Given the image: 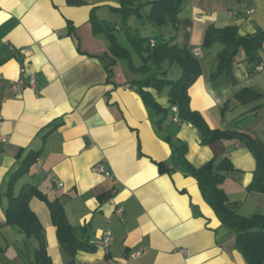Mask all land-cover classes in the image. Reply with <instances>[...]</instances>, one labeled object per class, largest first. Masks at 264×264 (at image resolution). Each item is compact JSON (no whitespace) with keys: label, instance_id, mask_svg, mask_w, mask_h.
Instances as JSON below:
<instances>
[{"label":"crops","instance_id":"1","mask_svg":"<svg viewBox=\"0 0 264 264\" xmlns=\"http://www.w3.org/2000/svg\"><path fill=\"white\" fill-rule=\"evenodd\" d=\"M119 6V0H0V232L9 228L2 257L10 264L34 260L38 240L4 222L11 173L31 150H41L32 174L15 191L26 181L38 184L48 198L60 199L77 238L98 243L79 251L74 264H248L197 179L181 169L161 172L159 164L170 163L172 149L163 138L169 129L174 140L188 144L194 166L231 160L221 184L231 209L264 214V193L248 190L256 158L237 133L264 138V68H257L264 64V47L255 62L241 52L230 75L212 78L223 44L205 45L210 26L235 25L241 35L264 29V0H183L178 29H165L179 45L198 51L202 73L189 90L192 109L211 129L235 133L209 144L191 123L177 124L173 109L159 131L131 85L137 75L125 61L110 65L109 41L94 33L91 18L118 24L121 15L112 8ZM169 68L175 75L176 65ZM28 76L36 79L33 88H11ZM244 88L262 97L242 104L235 95ZM167 90L156 94L165 107ZM97 163L112 178L93 171ZM30 206L44 227L53 264H71L47 203L33 197ZM107 230L113 238L105 249L100 243ZM137 251L141 255L130 258Z\"/></svg>","mask_w":264,"mask_h":264},{"label":"trees","instance_id":"2","mask_svg":"<svg viewBox=\"0 0 264 264\" xmlns=\"http://www.w3.org/2000/svg\"><path fill=\"white\" fill-rule=\"evenodd\" d=\"M119 4V7L112 9L121 15L120 22L117 24L103 21L93 16L91 18L93 31L96 35L104 34L108 39L109 51L113 57L110 65L117 60L125 61L128 70L137 75L131 81V85L141 95L151 116L156 117L154 123L158 130L162 131L169 109L172 110V107L176 105L178 107L177 124L188 122L197 127L201 131L203 144L233 136L234 132L227 133L211 129L201 112L191 107L189 90L202 73L201 63L191 50L179 45L175 41V36L168 35L165 31L167 26L178 29L183 0H148L147 3L137 2V0H119ZM145 6H149L147 18L156 31L151 37L142 35L129 23L133 14L142 16V8ZM215 41L222 43L223 47L215 57L212 78L222 74L230 75L234 64L241 59V52H244L246 60L255 62V53L264 47V29L254 34L241 35L235 25L210 26L206 32L205 45ZM135 56L138 57L139 63L136 62ZM173 65H178L181 69L176 79L170 77L172 74L169 67ZM165 88L168 89V107L163 106L156 96ZM261 97V93L247 88L235 95L242 104L253 102ZM237 133L247 142L257 163L254 178L248 190L264 193V138L252 136L249 133ZM175 135L176 132L169 129H166L163 135L171 146L172 154L170 163L159 164L160 171L181 169L195 177L205 200L213 208L221 223L235 233L236 247L247 263L264 264V214L244 216L231 209L228 206V195L221 187L228 172L233 168L231 160L228 158L219 162L210 160L196 167L187 158L188 144L174 140ZM40 153L41 150H31L10 175L6 191L8 206L4 225H17L26 238L34 237L38 240V246L34 250V260L28 264H53L44 227L30 206L33 197L41 198L49 207L52 221L57 228L59 242L72 257L71 264H74L75 256L79 251H92L95 246L76 237L60 199L48 198L38 184L28 181L21 185L18 192L15 191L17 182L25 175L32 174V167Z\"/></svg>","mask_w":264,"mask_h":264},{"label":"built area","instance_id":"3","mask_svg":"<svg viewBox=\"0 0 264 264\" xmlns=\"http://www.w3.org/2000/svg\"><path fill=\"white\" fill-rule=\"evenodd\" d=\"M195 55L198 54V51L197 50H194L193 52ZM259 70L263 69L264 68V64H260L258 67H257ZM21 72L24 74L26 73V68L25 67H22L21 68ZM36 82V79L33 77V76H28V77H21L19 79H17L16 81L12 82L11 84V88L16 91L19 87H23V86H30L33 88L34 84ZM175 115H174V121H178V107L176 105H174L172 107ZM2 123V119L0 118V124ZM92 170L95 171V172H98V173H102L104 175H106L107 177H110L112 178V172L105 166L104 163H97V164H94L92 166ZM59 186H62V183H59L58 184ZM123 211V209L121 207H118L117 208V212L119 214H121ZM112 232L111 230H107L105 232V236L103 237L102 239V242L100 243V245L103 247V248H108L111 241H112ZM90 244L92 245H96L98 244L95 240H90L89 241ZM141 255V252L140 251H137V252H133L131 255H130V258H136L138 256Z\"/></svg>","mask_w":264,"mask_h":264},{"label":"rangeland","instance_id":"4","mask_svg":"<svg viewBox=\"0 0 264 264\" xmlns=\"http://www.w3.org/2000/svg\"><path fill=\"white\" fill-rule=\"evenodd\" d=\"M137 2H141V3H147L148 2V0H137ZM145 5V4H144ZM147 5V4H146ZM148 10H149V8H145V7H143L142 8V16L141 15H139V14H133L131 17H130V19H129V23L133 26V28H136V29H138V31L142 34V35H144V36H154L155 35V30H154V28L155 27H153L152 26V24L150 23V21L148 20V18H147V13H148ZM135 60H136V62H140L139 60H138V57L137 56H135ZM176 68H178L176 71H175V75H172V76H170V77H172V78H174V79H176L179 75H180V67L178 66V65H176ZM28 176L27 175H25V177H23V179L24 178H27ZM7 225V224H6ZM6 225H4V226H6ZM3 226V227H4ZM8 226V225H7ZM10 226V225H9ZM2 228V227H1ZM8 230H9V228L7 229H4L3 230V232L1 231L0 232V238H1V244H0V259H1V262L2 263H4V264H10V262H8V261H5L4 260V258L2 257V255L4 254V253H2L3 251H2V249L1 248H6L7 247V245H6V240L4 239V236L3 235H7L6 233L8 232Z\"/></svg>","mask_w":264,"mask_h":264}]
</instances>
